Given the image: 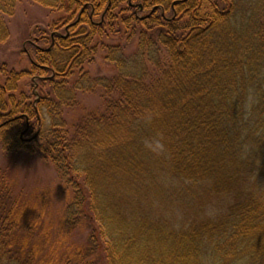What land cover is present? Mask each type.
Instances as JSON below:
<instances>
[{
    "label": "trees",
    "instance_id": "1",
    "mask_svg": "<svg viewBox=\"0 0 264 264\" xmlns=\"http://www.w3.org/2000/svg\"><path fill=\"white\" fill-rule=\"evenodd\" d=\"M19 1L0 0V41ZM30 1L50 9L65 1L78 13L66 35L34 40L30 72L4 74L0 125L10 121L0 150L35 145L66 203L56 229L19 222L6 212L1 176L0 264H264V0ZM123 1L137 49L106 47L116 76L80 71L67 87V65L94 55L92 40ZM27 76L39 97L15 104ZM97 89L102 109L61 120L76 92ZM18 120L22 132L35 122L31 141L7 133ZM153 139L163 150L145 147ZM80 230L85 248L71 242Z\"/></svg>",
    "mask_w": 264,
    "mask_h": 264
},
{
    "label": "rangeland",
    "instance_id": "2",
    "mask_svg": "<svg viewBox=\"0 0 264 264\" xmlns=\"http://www.w3.org/2000/svg\"><path fill=\"white\" fill-rule=\"evenodd\" d=\"M133 4L136 5V2ZM68 7L69 5L65 1L62 5L59 3L57 8L50 9L30 0H20L15 6L13 15L3 18L8 35L0 41V86L4 84V74L9 71L30 72L31 57L28 56V50L30 45L35 42L34 40L39 38L42 31H45L48 37L66 35L63 33L65 26L73 22L78 13V10L68 9ZM132 12L134 11L129 10L126 2H120L119 7L114 12V16L117 18L113 22L111 21L112 29L107 22L101 35L92 40L95 47L94 55H89L79 66L74 67L73 63L71 64L73 67L70 64L67 65V68L72 70L71 75L68 78L65 77L67 78V87L76 85L80 71L86 73L91 79H108L116 76L115 67L105 60V48L119 46L124 55H131L135 52L137 34L130 36V30L126 29L122 23V20L131 15ZM167 16L169 17L170 14ZM93 21L97 22L98 18H93ZM80 28H88V26L82 24L78 29ZM38 46L41 49L46 48L44 43H39ZM34 76L37 75L34 74ZM35 81V77L27 76L17 82L16 90L12 93L15 104L23 100L22 98L25 96L31 95L30 100L33 101L38 99ZM75 94L76 101L60 114L61 120L66 124L74 123L92 109H102L107 98L103 96L104 92L101 89L80 91ZM9 110L10 108H7L5 113L7 114ZM30 124L31 126L27 131L22 132L25 129L24 121L18 120L14 126L8 128L7 133L31 141L35 137L37 129L35 122L32 121ZM32 134L34 135L32 136ZM31 148L35 152L32 153L31 150L25 151L24 149L18 150L17 148H11L9 151L0 150V177L4 175L8 183L6 193H1L2 198L8 204L6 212L19 222L27 223L29 220H33L38 228L48 229L52 227L56 229L60 222L64 203H66L63 184L51 162L38 154L35 145ZM85 239L86 231L80 230L74 234L71 242L78 247L85 248Z\"/></svg>",
    "mask_w": 264,
    "mask_h": 264
},
{
    "label": "clouds",
    "instance_id": "3",
    "mask_svg": "<svg viewBox=\"0 0 264 264\" xmlns=\"http://www.w3.org/2000/svg\"><path fill=\"white\" fill-rule=\"evenodd\" d=\"M145 147L152 152L158 153L159 151L163 150L164 145L160 140L153 139V140L145 141Z\"/></svg>",
    "mask_w": 264,
    "mask_h": 264
},
{
    "label": "water",
    "instance_id": "4",
    "mask_svg": "<svg viewBox=\"0 0 264 264\" xmlns=\"http://www.w3.org/2000/svg\"><path fill=\"white\" fill-rule=\"evenodd\" d=\"M27 120V119H26ZM10 121V120H9ZM9 121H6V122H3L1 125H0V127L1 126H3V125H5V124H7ZM23 134V133H22ZM29 141V140H28Z\"/></svg>",
    "mask_w": 264,
    "mask_h": 264
}]
</instances>
